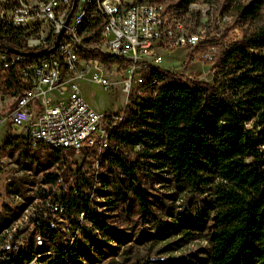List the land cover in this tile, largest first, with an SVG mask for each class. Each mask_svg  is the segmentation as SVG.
<instances>
[{
	"label": "trees",
	"instance_id": "16d2710c",
	"mask_svg": "<svg viewBox=\"0 0 264 264\" xmlns=\"http://www.w3.org/2000/svg\"><path fill=\"white\" fill-rule=\"evenodd\" d=\"M195 1L176 0L171 7L182 14ZM259 2L263 4L264 0ZM253 8L250 4L240 12V18L249 24L242 36L224 47L212 39L219 47L213 63V84L158 68L151 70L150 76L157 82L156 96L142 102L132 101L115 143L106 148L100 163L111 177H101L104 190L96 191L95 195H105L107 188H114L115 198L102 206L95 204L114 211L118 202L129 197L122 212L129 213L134 202L142 218L152 216V201L143 187L150 167L170 173L177 183L196 188L215 183L214 213L208 233L211 264H264V24L258 22L259 8L256 11ZM12 41L13 34L0 25V51L4 43ZM104 59L115 62L108 57ZM8 78L18 93L20 85L13 72ZM136 145H141L143 151L133 154L131 162L127 154ZM3 146L15 149L23 146L20 156L28 153L18 138H7ZM44 157L54 171L44 174L43 183L54 187L65 173L73 174L75 162L70 152L45 151ZM83 165L75 169L76 195L71 191L62 196L69 213L83 212L92 225L82 226L83 242L75 240L72 246L59 245L57 233L46 228L42 235L49 240V244H44L46 247L18 249L5 258H1L0 252V264H28L36 255L46 254H49L47 264H81L85 259L94 261L90 250L102 254L103 243L99 238L101 234L112 235L111 217L92 216L95 210L87 204L88 182L82 176ZM168 229H171L168 225L163 228L157 225V236L162 239ZM51 241L52 247L47 248ZM114 241L125 240L116 235Z\"/></svg>",
	"mask_w": 264,
	"mask_h": 264
},
{
	"label": "built area",
	"instance_id": "2783aa9c",
	"mask_svg": "<svg viewBox=\"0 0 264 264\" xmlns=\"http://www.w3.org/2000/svg\"><path fill=\"white\" fill-rule=\"evenodd\" d=\"M27 2L30 0H0V25L13 34V43H4L0 51V60L5 63V70L1 71L7 75L13 72L20 85L14 101L7 110L0 111V128L4 127L6 133L10 132L8 136H19L28 152L33 154L52 151L49 150V143H57V150L71 153L75 166L73 174L65 173L66 176L61 177L54 187L43 183L42 174V178L33 182V196L24 198L25 202H20L14 210L22 212L25 205H36V213H32L26 223L30 224L31 231H35L37 241L41 240L48 226H56L64 240L68 241L77 238L84 226L78 225L79 216L69 215L67 202L62 197L71 191L76 195L75 169L82 164L83 167L90 164L93 171L98 151L110 148L115 143L121 117H126L127 109L133 105L132 97L141 96L142 102L143 91L135 92L136 82L152 69L169 71L162 67L161 52L198 48L210 33L209 30L207 33L194 30L180 33L179 27L178 32H168V8L160 2L97 0V5H92L93 18L88 22V30L85 34H76L81 4L90 3V0H50L47 9H27ZM211 33L212 37H218ZM5 46L29 53L50 50V57L14 55L7 53ZM217 52L218 45L209 42L200 58L211 65ZM105 57L115 62L108 67ZM15 59H38L40 69L15 66ZM113 67L117 68L115 73L126 74L119 82L124 106L115 114L101 113L86 102L81 94L80 82L88 81L108 92L115 85L109 77V73H114ZM154 85L157 86V83ZM156 94L153 93V98ZM3 147L0 146V177L7 169V157L2 155ZM22 148L15 150L20 154ZM142 151L143 147L136 145L132 153L127 154L128 159L133 162V154ZM25 173H29V170ZM85 173L83 169L82 176L88 182L87 204L91 210H95V203H90L92 172ZM5 182H0V190L3 185L2 189L11 198L23 196L21 187L15 185L14 181L7 179V184ZM38 187L47 188V204H40ZM9 247L14 253V250L24 249V244H10ZM51 247L52 241L47 248Z\"/></svg>",
	"mask_w": 264,
	"mask_h": 264
},
{
	"label": "rangeland",
	"instance_id": "374dc122",
	"mask_svg": "<svg viewBox=\"0 0 264 264\" xmlns=\"http://www.w3.org/2000/svg\"><path fill=\"white\" fill-rule=\"evenodd\" d=\"M38 1L40 0H30L29 3ZM147 1L163 3L170 14L168 20L173 21L171 17L179 19L186 33L190 30L207 33L209 30L208 34L210 33V35L203 39L198 48L163 51L161 53L163 68L185 77L207 80V83L210 84L214 82V64L204 63L200 56L206 44L214 42L211 32L215 33V36L218 35L214 39L220 47H224L229 41L242 36L241 34L247 30L249 24L245 18H240V12L244 6L250 4L254 5V11L259 8L257 12L258 22L264 24V3L260 4V0H196L190 4L191 6H188V11L182 14H177L174 7H171L176 0ZM195 22L198 23L196 28H194ZM105 63L109 67L114 62L105 61ZM112 69L114 73H109V77L112 82H115V85L108 92L88 81L80 82L81 94L86 102L94 110L101 113L115 114L120 112L124 106V95L120 91L119 82L126 74L125 72L115 73L116 67ZM1 70L0 68V111L4 112L14 101L15 92L8 75ZM5 131L4 127L0 128V146L7 138L19 139V136H8L10 132L6 133ZM2 155L7 157L5 159L7 169L0 177V182L6 180L5 184H7V179H11L15 185L21 187L23 196L18 199L11 198L1 185L0 251L3 245L8 242L11 245L24 244L26 250L29 247H46L38 243L39 241L35 238V231H31L30 224L26 223V214L23 212L26 205L22 212L14 210V207L20 202H25L24 198L33 196L35 192L34 187H32L34 186L33 182L35 183L42 178V174L54 171V169L50 167L49 161L44 157L45 152L42 151L36 154L28 152L20 156L19 151L12 146H4ZM74 160L77 161L76 158ZM149 169L150 173L148 179L144 180L143 187L149 193L152 201L150 206L152 216L142 218L134 202H131L129 213L122 212V209L129 204V197L125 199V202H118L117 209L114 211L101 207L105 202L115 198L114 188H107L105 195H97L99 198L95 195L96 191L104 190L101 177L109 178L106 168L102 167L91 199V203H99L101 206L95 204V213L92 216H99L101 219L102 215L108 214L111 217L109 221L112 222L109 225V228L112 229V235L109 237L107 234V237H103L101 234V238H98L104 245L100 248L102 254L97 255L96 252L90 250V253H93L94 261L85 259V262L81 264H211L208 233L214 213L212 205L214 204L213 189L215 183L196 188L195 186L177 183L173 175L168 172H161L153 167ZM27 170L30 173H25ZM84 170L85 174H91L90 164ZM90 181L93 185L95 181L93 174ZM27 182H31L30 185ZM71 213L73 216H79L75 211ZM86 218L81 225L91 228L92 225ZM8 219H10L9 222ZM157 225L161 228L165 225L171 227V229L164 231L162 239L157 236ZM64 230L68 232L66 229ZM116 235L125 241H114ZM42 240L44 241V239ZM76 241L83 242L81 232L77 235ZM48 255L40 258V264H47Z\"/></svg>",
	"mask_w": 264,
	"mask_h": 264
},
{
	"label": "bare ground",
	"instance_id": "6f19581e",
	"mask_svg": "<svg viewBox=\"0 0 264 264\" xmlns=\"http://www.w3.org/2000/svg\"><path fill=\"white\" fill-rule=\"evenodd\" d=\"M49 2L50 0H40L38 2H32V3L27 2V9H34V8L47 9L49 7ZM92 5H97V0H90V3L81 4L80 14L76 20V26H75L76 34L86 33L87 31L86 30L87 28L85 27L86 22L88 20L91 21L93 18V6ZM168 17H169V14H168ZM178 27H179L180 33H186L181 23H178L175 20L173 21L168 20V32H178ZM39 53H42V55H39V58L50 57V50H40ZM0 65L2 67V70H5V63H3L1 60H0ZM15 66H23V67H31L32 69H40V61H38V59H15ZM156 83L157 82L151 78L150 73H148L145 77H142L139 80V82H136L135 92L143 91L142 100L148 97L153 98V93H155V88H156V85L154 84ZM132 99H135L132 101L141 102V96H134L132 97ZM122 120H123V117H121V122ZM49 150H57V143H49ZM105 150L106 148H103L102 150L98 151L97 157L94 158V169L92 171V174L94 176L95 181H94V184L92 185L93 190L95 189V185H96V175L100 173L102 170L100 167V163H101V158L104 155ZM30 183L31 182H27L28 185H30ZM38 200L40 201V204H47V188L46 187H38ZM23 212L26 214V217H25L26 219H31L32 213H36V206L26 205V209ZM70 214L73 216L72 213H69V215ZM84 220H85V214L84 213L80 214L78 218V225H81ZM9 221L10 219H8V222ZM46 230L54 231L55 233H57L56 242L62 246H67L68 244L72 246L74 245L75 240L77 239V238H74L68 241L64 240L61 232L56 226H48V229ZM42 239H44V241ZM38 243L43 244V245L49 244V240H47L46 237H41V240ZM9 246H10L9 242L3 245L0 251L2 253L1 258H3V256L4 257L12 256L15 253H17L18 250H14V253H13V249H11ZM42 256L43 255H36L32 259L31 264H37V263L40 264L41 263L40 258Z\"/></svg>",
	"mask_w": 264,
	"mask_h": 264
},
{
	"label": "water",
	"instance_id": "95a60500",
	"mask_svg": "<svg viewBox=\"0 0 264 264\" xmlns=\"http://www.w3.org/2000/svg\"><path fill=\"white\" fill-rule=\"evenodd\" d=\"M68 20H66L65 22V25L67 23ZM64 29H62L61 33L63 32ZM5 51L7 53H11V54H14V55H24V56H31V55H42V53H29V52H23V51H20L16 48H13L11 46H5L4 47Z\"/></svg>",
	"mask_w": 264,
	"mask_h": 264
}]
</instances>
